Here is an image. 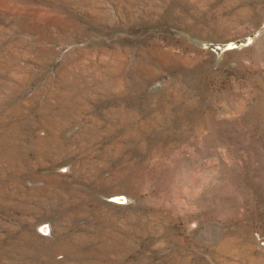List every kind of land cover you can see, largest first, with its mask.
<instances>
[{"label": "rangeland", "instance_id": "1", "mask_svg": "<svg viewBox=\"0 0 264 264\" xmlns=\"http://www.w3.org/2000/svg\"><path fill=\"white\" fill-rule=\"evenodd\" d=\"M0 264H264V0H0Z\"/></svg>", "mask_w": 264, "mask_h": 264}]
</instances>
